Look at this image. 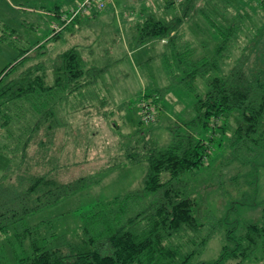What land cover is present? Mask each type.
Returning <instances> with one entry per match:
<instances>
[{"label":"trees","instance_id":"obj_1","mask_svg":"<svg viewBox=\"0 0 264 264\" xmlns=\"http://www.w3.org/2000/svg\"><path fill=\"white\" fill-rule=\"evenodd\" d=\"M160 2L161 10H170L166 17L158 16L157 8L153 10L144 6L139 9L138 22L134 26V48L149 43L162 45L161 57L167 74L175 80L174 85L194 94L191 116L175 121L169 128L170 141L163 146L153 135L151 140L146 137L152 129L151 122H144L138 115L136 128L125 138L127 147L112 154L105 150L110 151V144L102 147V133L95 134L97 125L80 126V118L92 116V112H82L80 116L75 115L79 112H73L69 143L64 150L57 151L58 165L48 171L47 176L31 179L33 183L19 199L20 208L18 196L9 198L5 212L0 204V232L5 233L9 226L25 220L28 215L53 207L85 189L90 179L106 174L117 160L146 165L141 186L111 199L97 201L81 216L72 233H52L31 240L27 252L15 263L9 262L12 256L5 255L6 258L0 256V264H227L250 260L256 250L264 246L263 208L261 221L247 225L238 239L231 237V231L227 232L226 240L232 241L234 248L224 245L217 259L193 262L211 236V233H203L201 211L207 192L199 170L211 152L214 135L221 131L229 136L227 148L237 153H258L264 146V72L259 66L261 55L255 51L264 40V26L256 42L239 50L238 59L229 72L223 74L219 73L220 63L226 58L230 60L231 53L237 48L240 33L244 31V19L251 23L243 8V4L251 0ZM257 5L264 9V0H258ZM53 13L59 14L55 10ZM197 17L217 35V44L210 57L195 58V48L184 31V27L194 23ZM37 45L39 42L35 45L37 53L33 64L26 66L33 60V48L28 47L1 71L0 117L12 109H16L15 112L24 110L28 105L34 111L31 116L36 115L39 129L45 127V121L51 120L52 139L55 132L51 128L55 126L59 130L65 125L62 118L54 122L53 118H58V104L65 102L66 96L81 93L92 82L85 81L90 70L85 69L76 48L62 52L48 64L44 59L45 47ZM212 72L219 74L209 77ZM198 78L203 79L206 86L202 95L195 92ZM160 93V90H152L143 98L152 97V102L158 105ZM55 101L57 109L53 105L48 107ZM44 109L47 112H41ZM230 115L232 127L229 126L232 121L227 118ZM4 124L7 125L8 121ZM107 130L116 134L114 128L107 127ZM61 138L65 139V136ZM131 140L133 142L129 145ZM218 146L222 144L218 143ZM82 147L81 153L79 148ZM79 152L83 158L81 164ZM91 154L95 159L105 158L107 165L93 174L84 166ZM74 169L79 170V175L66 179L65 174ZM23 231L16 236L19 252H23L20 242L30 229ZM13 253L17 256V250Z\"/></svg>","mask_w":264,"mask_h":264},{"label":"rangeland","instance_id":"obj_2","mask_svg":"<svg viewBox=\"0 0 264 264\" xmlns=\"http://www.w3.org/2000/svg\"><path fill=\"white\" fill-rule=\"evenodd\" d=\"M71 1L0 0V73L28 47L33 48L31 56L34 58L26 66L33 64L37 53L35 45L38 42L37 47H45L44 59L48 60V64L62 52L76 48L85 69L90 70L85 81H91L92 85L87 84L86 89L77 95L69 98L66 96L65 102L58 104V118L55 116L54 122H59L61 118L64 122L71 120L64 119L60 114L70 117L73 112H79L74 113L78 116L82 112H92V116L80 118L83 120L81 126L97 125L95 134L102 133V147L106 148L110 144V151L105 150L116 154L127 147L125 138L136 128L140 105L145 103L154 107L152 129L146 137L151 140L153 135L166 146L170 141L169 128L176 120L191 116L194 94L174 85L175 80L167 74L161 57L162 45L135 51L134 26L138 22L139 9L145 8L144 5L147 4L143 3L144 0H136L139 4L135 0H113L101 11L93 9L80 15L78 19L87 18L82 22H71L67 25V30L56 32L54 26L62 24L59 18L71 10ZM257 1L251 0L250 3L243 4L251 23L248 24V20L244 19V31L240 33L237 48L231 53L230 60L226 58L221 61L219 73L227 74L239 57V50L251 46L249 44L256 42L260 35L264 26V9L258 8ZM147 2L155 5L160 17H166L170 13V10L157 7V0ZM56 5L62 15L57 14L58 18L54 19L51 14ZM92 12L95 13L94 16H91ZM227 18L229 19V15ZM194 23L187 24L184 31L195 48V58L210 57L217 44V35L200 17L194 19ZM56 34L60 36H55ZM256 50L261 55L259 66L264 72V40ZM219 73L212 72L209 77ZM152 90L161 91L156 103L158 105L152 102V97L143 98ZM205 91L203 79L198 78L195 92L202 95ZM56 101L58 103L59 100ZM56 101L51 102L48 107L53 105L57 109ZM14 110L16 109L0 117V204L5 208L3 212L8 209L9 198L15 196H18L20 208L19 199L23 198V194L33 183L31 179L47 176V172L58 165L59 156L58 152H54L56 145L52 144L49 127L51 120L45 121V127L40 126L39 129L36 115L31 116L34 111L30 106L25 105L24 110L19 112ZM41 112L47 111L44 109ZM8 115L13 119H7ZM227 118L232 121L231 115ZM5 121H8L7 125L4 124ZM229 123L230 127L234 126L233 121ZM107 127L114 128L116 134H111ZM51 130L55 132L57 127L54 126ZM82 131L86 133L84 129ZM210 132L211 130L207 134ZM214 137L211 152L199 170L200 177L205 180L203 186L207 192L206 203L201 211L203 233H211V236L202 253L194 258V263L217 259L224 245L234 248V243L226 240L227 232L231 231V237L238 239L247 225L261 221L264 208V146L258 153H237L227 148L229 136L219 131ZM132 142L131 140L129 145ZM218 143L222 146H218ZM79 149L82 153L84 148ZM92 155H88V164L84 165L91 174L107 166L105 158L95 159ZM82 159L80 155V164ZM114 164L113 169L107 170L103 176L90 179L91 182L85 189L53 207L28 215L25 220L9 226L5 233L0 232V256H12L8 261L15 263L18 257L27 252L26 248L31 240L47 237L52 233L68 235L76 228L81 216L97 201L108 200L140 188L146 172L144 163L131 165L117 160ZM78 175L79 170L74 169L67 172L65 177L71 179ZM13 208L18 209L15 206ZM27 229L30 232L20 242L23 252H19L21 249L16 236ZM12 249L17 250V256ZM227 264H264V246L261 245L250 260L231 261Z\"/></svg>","mask_w":264,"mask_h":264},{"label":"built area","instance_id":"obj_3","mask_svg":"<svg viewBox=\"0 0 264 264\" xmlns=\"http://www.w3.org/2000/svg\"><path fill=\"white\" fill-rule=\"evenodd\" d=\"M112 2L113 0H76L75 5L68 14L59 18L62 24L54 26V29H57L56 32L58 30H63L80 15L91 12L93 9L101 11L108 3ZM139 114L144 122H152L154 118V107L152 108L149 104L142 103L140 105Z\"/></svg>","mask_w":264,"mask_h":264},{"label":"crops","instance_id":"obj_4","mask_svg":"<svg viewBox=\"0 0 264 264\" xmlns=\"http://www.w3.org/2000/svg\"><path fill=\"white\" fill-rule=\"evenodd\" d=\"M75 1L76 0H72L71 2H70V4H71V6H70V8L71 7H73L74 6V4H75ZM148 0H144L143 1V3L145 2L147 5H144V6H146V7H151V9H153V10H155L156 9V7H155V5H153V3H150V2H147ZM134 2H137L136 0L134 1ZM138 3V2H137ZM141 3V2H140ZM139 4V3H138ZM140 5H143L142 3L140 4ZM161 6V2H160V0H157V7H160ZM54 10L55 11H58L59 12V15L61 14L62 15V12H60V9H59V6L58 5H56L55 6V8H54ZM53 10V11H54ZM92 15L91 16H94L95 15V13L94 12H92L91 13ZM59 15H55L54 13H52L51 14V17H53L54 19H57L58 17L57 16H59ZM85 19H87V18H85ZM85 19H82L81 20V18H79L77 21H75L76 23H80V21L82 22L83 20H85ZM74 22V23H75ZM72 25V24H71ZM69 27V26H68ZM68 27H66L64 30H67V28ZM59 36H60V34H59ZM133 36H134V31H133ZM153 45H161V44H159V43H156V44H154V43H152V44H146V45H143V46H141V47H139V48H135V51L136 50H138V49H148L149 47H152ZM155 47V46H154ZM64 119H71L70 121H66L64 124V127L62 128V129H57L56 131H55V134H54V137L52 138V144L53 145H56V149H55V151L54 152H57V151H59V150H64L65 148H66V146L68 145V141H67V139H70V135H71V129L73 128V124L71 123V121H72V119L74 118L73 117V114L71 113V116L70 117H66V116H64V115H62V114H60ZM83 121V120H82ZM81 126V125H80ZM79 129L80 130H82L80 127H79ZM64 137L65 136V139H63V138H61V137ZM64 146V147H63Z\"/></svg>","mask_w":264,"mask_h":264}]
</instances>
